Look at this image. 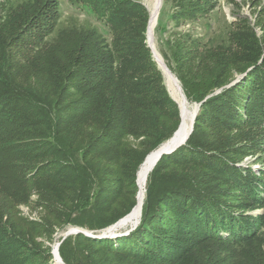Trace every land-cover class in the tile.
<instances>
[{
    "label": "trees",
    "instance_id": "obj_1",
    "mask_svg": "<svg viewBox=\"0 0 264 264\" xmlns=\"http://www.w3.org/2000/svg\"><path fill=\"white\" fill-rule=\"evenodd\" d=\"M168 1L178 4L175 26L215 8ZM36 2L0 7V264H52L56 229L99 232L132 212L142 163L182 121L147 43L144 5L74 0L106 22L109 38L91 21H66L57 3ZM167 41L162 56L187 100L206 99L193 132L150 171L137 228L67 236L66 264H264V213H246L264 209V178L238 166L248 150L229 153L230 138L254 137L233 127L264 128V72L248 75L247 89L225 87L233 71H255L232 23L219 42L215 31ZM32 194L40 221L20 214Z\"/></svg>",
    "mask_w": 264,
    "mask_h": 264
},
{
    "label": "rangeland",
    "instance_id": "obj_2",
    "mask_svg": "<svg viewBox=\"0 0 264 264\" xmlns=\"http://www.w3.org/2000/svg\"><path fill=\"white\" fill-rule=\"evenodd\" d=\"M22 1L24 2L26 0H0V7L3 5L4 7L10 9V11H14L19 9V7L22 4ZM36 1H37L36 6L39 9L46 8L47 6H52L53 3H57V5L59 4V6L63 8L64 11L63 18L66 21L68 20L72 21L74 16L77 17L76 19H78V21L82 24L88 23L87 21H91L94 25L98 26L107 37L109 38L111 37V32L106 22L104 20L97 18L95 14L90 12L88 6L82 5V3L75 4L74 0H36ZM132 1L144 5L149 11V7L153 0H132ZM184 3L185 4L193 3V5H202L206 7H208L209 4H211L214 5L215 8L212 11V13L206 18H199L198 20L189 21L180 26H175V23L172 19V14L176 10V5L178 4L172 3L171 1L165 3V0H163L158 18V23L155 29V48L162 58H163L162 51L170 52L169 50L170 48L167 40L172 39L175 36V33L177 32L186 33V34L190 33L191 35H193V37L206 36V38L208 39V35L211 34L212 31H215V42H219L222 38H224V36H226V32L229 30L230 24L232 23L234 29L244 39V43L246 44L247 47V50L241 51L242 53L241 55L245 57L244 58L246 59L245 61H255L254 62L255 67H253L254 70L255 69L257 70V68L260 67L259 69H262V71L264 72V0H186ZM149 15H150V11H149ZM148 20H150V16ZM151 53L153 56L152 50ZM15 60H19L18 62H20L21 59L15 58ZM256 70L252 72V74L246 72L240 73L238 71H233L232 72L233 77L231 81L225 85V87H231L236 85L237 83L241 84L242 82L241 88L247 89L246 82L248 75H253V77H256L259 73H261L259 72L257 74ZM31 75H35V73H32ZM164 76L165 74H163L164 84L168 89L166 78ZM221 91L222 88L215 91V94ZM247 101H248V97H247ZM196 103L199 102H192V101L189 102V104L193 106L189 110L190 116H193V114H195ZM243 118L245 119L244 115ZM234 128L235 127H233V130L235 131L233 132L234 134H240V135L242 134L246 136V134L249 133L251 137L253 136L254 137L252 139H247V140H244L243 138L241 139L230 138L229 141L234 143L230 144L231 148L229 149V153L232 152L234 153L236 151L242 152L248 150L249 153L243 156L241 162L238 163V166H241L246 169L250 168L258 176H262V178H264V128L263 130L259 128H254L255 129L254 131H251L252 129L251 130L245 129V131L242 133L239 131V129H234ZM206 131L207 133L210 132V130H206ZM254 139L255 141H257L256 145L254 146H252V143L249 144L250 142H246ZM155 151L153 150L151 152L153 153ZM139 172L140 169L138 171V174ZM138 174H137V179H138ZM38 200H39V196L37 194H32L31 195L32 204H28V205L21 204L19 206L20 214L23 217L40 221L42 217L41 216L42 206L40 204L38 205ZM246 213L253 214L256 216L263 214L264 209L263 208L250 209L247 210ZM133 225L134 224L132 220L128 216L120 224L112 228V231L114 232L115 235L111 236L110 238H116L129 234L131 232V231L129 232V229ZM75 228H79V227L68 225L65 229H60V230L56 229V231L52 234V241L47 242V244L50 245L54 250V247L57 245L58 242H60L59 239L61 237L63 238L68 230ZM43 238H47V236L45 235L39 237L38 239L40 240ZM56 263L57 262L54 258L52 264H56Z\"/></svg>",
    "mask_w": 264,
    "mask_h": 264
},
{
    "label": "bare ground",
    "instance_id": "obj_3",
    "mask_svg": "<svg viewBox=\"0 0 264 264\" xmlns=\"http://www.w3.org/2000/svg\"><path fill=\"white\" fill-rule=\"evenodd\" d=\"M162 2L163 0H153L149 7L150 20L148 24L147 37L151 46L154 49V52L157 51L155 48V29L158 23ZM156 58L157 59L160 58L159 54H157ZM163 68H164V74L168 89L170 93H172V95L178 101L181 111V118H182L180 129L178 130L174 138L171 139L167 145H165L167 148H173L178 144L182 143L187 138V136L190 135L195 121L196 108H195V114H193V116H190L189 110L193 106L189 104V101L187 100L185 94H183V91L180 88V84L174 79V77L168 71H166L165 67ZM159 153H160V149L156 150L151 155L149 154L145 159L146 161L144 160L141 166L142 168H140V172L138 174V179H137V185L139 189L137 196V205L135 206L133 211L128 215L134 225L138 222L141 216L142 206L145 199V188H146L148 176L153 166L159 160ZM128 216H126L125 218H127ZM125 218H123L118 224H120ZM54 251L56 257L55 260L57 263H60V259L58 257L60 253H59V248H57V245L54 247Z\"/></svg>",
    "mask_w": 264,
    "mask_h": 264
},
{
    "label": "water",
    "instance_id": "obj_4",
    "mask_svg": "<svg viewBox=\"0 0 264 264\" xmlns=\"http://www.w3.org/2000/svg\"><path fill=\"white\" fill-rule=\"evenodd\" d=\"M147 43H148L149 47L151 48V50H152V52H153V57H154V59L157 61L158 66L162 69L163 72H164V68H163V67H165L166 71H168V72L174 77V79L180 84V88L182 89L183 94H185V93H184V90H183V88H182V85H181V83H180V81H179V79L175 76L174 73H172V71L169 69V67H168L167 64L165 63L164 59L160 56V54H159L157 51H156V52H157V54H159L160 58H158V59L156 58L157 54H156V52H154V49H153V47L151 46V44H150V42H149V40H148V37H147ZM170 94H171V96L174 98V100L177 101V99L172 95V93H170ZM212 95H213V94H212ZM209 96H211V95H209ZM209 96H208V97H209ZM205 100H206V99H205ZM205 100H204V101H205ZM204 101L199 102V103H196V114H195V119H196V116H197V114L199 113V111H200V109H201V105L203 104ZM177 102H178V101H177ZM194 123H195V122H194ZM180 127H181V124H180L179 128L175 131L174 135H173L171 138H169L168 140H166L165 142H163V143L157 148V149H160L159 159L162 157V155H164V154H169V153L175 151L179 146L185 144L186 141L188 140L189 136H190L191 133L193 132V129H194V125H193V128H192V130H191L190 135H188L187 138H186L182 143L178 144L177 146H175V147H173V148H167L165 145H166L171 139L174 138V136L176 135V133L178 132V130L180 129ZM148 155H149V154H148ZM148 155H147V156H148ZM146 158H147V157H146ZM130 213H131V212H130ZM130 213H129V214H130ZM129 214H127L126 216H128ZM126 216H125V217H126ZM125 217H123V218H125ZM141 217H142V212H141V216H140L138 222H137L134 226H131V227H130L129 232H130V231H133L135 228H137V226H138L139 223L141 222ZM123 218H122V219H123ZM122 219H120L119 221H117V222L114 223L113 225H111V226H109V227H107V228H105L104 230L99 231V232L88 231V230H84V229H81V228H75V229L68 230V231L65 233L64 237L62 238V240H61L60 242L57 243V248L60 247L62 241H63L67 236H69V235H71V234H74V233L83 232V233H85V234H87V235H89V236H92V237H111V236L115 235L114 232L112 231V228L116 227V226L118 225V223H119ZM53 254H54V258L56 259V257H55V251H54V250H53ZM58 257H59V259H60V263H56V264H66L60 255H58Z\"/></svg>",
    "mask_w": 264,
    "mask_h": 264
}]
</instances>
